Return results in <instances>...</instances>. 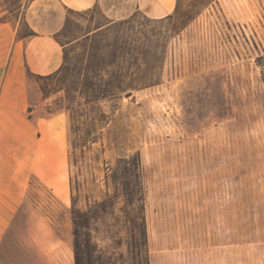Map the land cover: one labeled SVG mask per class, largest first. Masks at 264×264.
<instances>
[{
	"label": "rangeland",
	"instance_id": "1",
	"mask_svg": "<svg viewBox=\"0 0 264 264\" xmlns=\"http://www.w3.org/2000/svg\"><path fill=\"white\" fill-rule=\"evenodd\" d=\"M28 1L0 0L23 35ZM104 22L67 11L62 70L39 81L71 108L60 264H73L75 226L115 264H264V0H177L165 18L87 34ZM124 68L153 85L98 99ZM130 155L140 184L122 192L112 170Z\"/></svg>",
	"mask_w": 264,
	"mask_h": 264
},
{
	"label": "crops",
	"instance_id": "2",
	"mask_svg": "<svg viewBox=\"0 0 264 264\" xmlns=\"http://www.w3.org/2000/svg\"><path fill=\"white\" fill-rule=\"evenodd\" d=\"M176 3L29 0L22 20L32 36L19 34L0 3V264H60L62 241L53 219L70 198L67 109L61 91L45 94L39 81L64 63L72 42L62 44L57 35L67 11L100 10L105 22L88 34L135 12L165 18Z\"/></svg>",
	"mask_w": 264,
	"mask_h": 264
},
{
	"label": "trees",
	"instance_id": "3",
	"mask_svg": "<svg viewBox=\"0 0 264 264\" xmlns=\"http://www.w3.org/2000/svg\"><path fill=\"white\" fill-rule=\"evenodd\" d=\"M124 20V19H123ZM115 23V22H114ZM35 32L27 27V32L24 35L32 36ZM63 44V43H62ZM126 44L122 47L123 55L127 54ZM65 59V55H64ZM64 65V63H63ZM59 71L49 77L57 75ZM130 69L124 68L120 73V78L115 84H107L104 86L96 96L100 98H115L122 95H131L134 90L149 87L153 85L151 82H128L124 80L125 76L129 73ZM67 106V110L70 111ZM112 178L119 186L122 192H128L140 184V160L139 155H130L128 157H121L117 160V165L112 170ZM83 220L87 221V216L83 215ZM85 228L86 225H83ZM74 264H115L112 254H105L96 244L91 241L87 231H80L75 226L74 229Z\"/></svg>",
	"mask_w": 264,
	"mask_h": 264
}]
</instances>
